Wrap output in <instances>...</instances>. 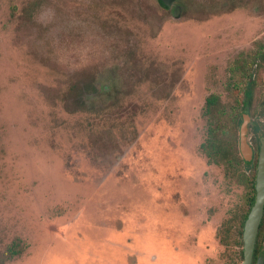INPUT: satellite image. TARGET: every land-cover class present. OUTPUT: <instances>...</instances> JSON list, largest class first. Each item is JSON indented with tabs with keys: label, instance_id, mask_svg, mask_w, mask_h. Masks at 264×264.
<instances>
[{
	"label": "rangeland",
	"instance_id": "rangeland-1",
	"mask_svg": "<svg viewBox=\"0 0 264 264\" xmlns=\"http://www.w3.org/2000/svg\"><path fill=\"white\" fill-rule=\"evenodd\" d=\"M178 2L0 0V264L241 263L248 191L207 163L201 112L219 94L238 149L224 69L264 0Z\"/></svg>",
	"mask_w": 264,
	"mask_h": 264
},
{
	"label": "flooded vegetation",
	"instance_id": "flooded-vegetation-1",
	"mask_svg": "<svg viewBox=\"0 0 264 264\" xmlns=\"http://www.w3.org/2000/svg\"><path fill=\"white\" fill-rule=\"evenodd\" d=\"M158 3L164 9H168V12H170L174 16H176L182 11V7L179 5L178 0H158ZM259 48H264V41L257 42L255 48L253 50H247V52L242 54L243 56H236L231 59L230 63H238L239 66L233 65L231 67L229 66L226 67V69H224V71L226 70V78H225L226 81H224L222 87L225 95L231 94L233 102L229 110H231V112L235 115L234 117H236V119L239 118L238 126H240L242 122V116L243 115L248 116L246 142L250 146L252 152L251 161L250 162L244 161V159L240 154L239 147L238 149L236 148L237 150L234 148V146L232 148L234 149L233 150L234 155L235 156L238 155L243 161V163L240 165V172L242 167L246 168L247 170H249L248 175H250L251 171L249 169L250 167L248 168L246 164L252 165L256 161V169H257L260 146L262 142L264 143V56H263L264 50H259ZM253 54L254 56H252ZM251 64L254 65L251 67L250 66ZM232 70H237V72L234 73L232 72ZM251 70H254L256 72L252 73L251 75L250 73ZM93 84L94 83L88 84L85 88H83L82 91L79 93L80 96L82 97L92 96L96 91V87ZM108 87L109 86L103 85L102 87L99 88V90L106 91L108 90ZM225 95L223 97L224 99L226 98ZM210 98H212V100L211 103L209 104L208 102ZM222 110H224V107H222L220 104L219 94L216 95L213 94L212 96H208L207 98L204 99L202 105L201 119L203 122L205 139L202 140L200 148L203 149L205 148V146L208 144L207 142L209 139V130L212 127L215 128V124L214 126L210 124L211 122L210 111L213 112L212 116L215 119L214 116L218 117V115L221 114ZM204 156L206 157L205 154ZM256 169H255V177H256ZM254 189H255V179H254ZM254 200H255V193H254ZM242 234H243V228H242ZM241 251H242V258H241V262H242L243 240H242L241 249L239 251V258ZM259 259H262L264 264V208H263L262 218L257 230L254 250L250 264H257Z\"/></svg>",
	"mask_w": 264,
	"mask_h": 264
},
{
	"label": "trees",
	"instance_id": "trees-1",
	"mask_svg": "<svg viewBox=\"0 0 264 264\" xmlns=\"http://www.w3.org/2000/svg\"><path fill=\"white\" fill-rule=\"evenodd\" d=\"M259 50H264V48H259ZM252 56H254V54ZM229 65L230 67L233 65L239 66L238 63H230ZM253 65L254 64H251L250 66L252 67ZM232 72L236 73L237 70H232ZM254 72L256 71L251 70L250 72L251 75ZM211 100L212 98H210L208 102L209 104L211 103ZM86 105H87L86 99L81 97V100L78 103V109H85ZM212 115H213V112L210 111L211 121H213V122H210V124L211 123L215 124L217 120H215ZM235 118L236 117L233 118L234 122L236 121ZM214 124H212V126H214ZM217 126H218V121H217ZM222 133H223V130H221V127L218 128V130L216 126L215 128L212 127L209 130V139L207 142L208 144L205 146L204 149L203 148H200V149L206 155L208 164L222 166L227 176L235 178L238 182L243 181L245 183V186L248 191L247 200H246L247 209L244 213L240 214L236 220L237 227L235 229V238H234V244L241 247L242 246L243 224L254 202V193H255L254 179H255L256 161L252 165L246 164L248 168L250 167L249 168L251 171L250 175H245L244 173H241L240 165L243 163V161L238 155L237 156L234 155L233 153L234 149H232L233 145H227L225 143V140H222V137H221ZM220 241L222 243H225V240L223 237H220ZM21 245H22V242L20 240H15L14 242H12L10 246L7 247L6 252L3 255V258L12 259L13 257L19 256L22 251ZM240 258H242V251L240 252Z\"/></svg>",
	"mask_w": 264,
	"mask_h": 264
},
{
	"label": "water",
	"instance_id": "water-1",
	"mask_svg": "<svg viewBox=\"0 0 264 264\" xmlns=\"http://www.w3.org/2000/svg\"><path fill=\"white\" fill-rule=\"evenodd\" d=\"M248 124V116H242V122L239 127V151L246 162L252 159L250 146L246 142V131ZM264 208V143H261L259 157L257 162L255 177V200L251 207L243 225V261L241 264H250L255 245L257 230L262 218ZM257 264H263V260L259 259Z\"/></svg>",
	"mask_w": 264,
	"mask_h": 264
}]
</instances>
